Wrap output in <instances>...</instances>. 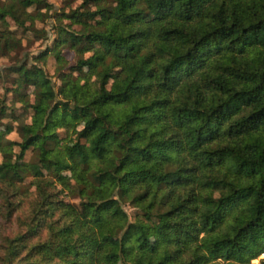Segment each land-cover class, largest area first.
Masks as SVG:
<instances>
[{
    "label": "trees",
    "instance_id": "1",
    "mask_svg": "<svg viewBox=\"0 0 264 264\" xmlns=\"http://www.w3.org/2000/svg\"><path fill=\"white\" fill-rule=\"evenodd\" d=\"M30 6L51 7L0 0V56L18 43L7 20L28 29ZM55 18L36 58L53 56L57 86L36 64L0 69L29 110L4 123L0 99V264H249L264 253V0H80ZM26 176L24 229L4 232Z\"/></svg>",
    "mask_w": 264,
    "mask_h": 264
},
{
    "label": "rangeland",
    "instance_id": "2",
    "mask_svg": "<svg viewBox=\"0 0 264 264\" xmlns=\"http://www.w3.org/2000/svg\"><path fill=\"white\" fill-rule=\"evenodd\" d=\"M51 5L48 10L38 9L35 10L33 6L27 7L26 10L35 14L36 17L32 23V26L26 30H22L21 27H17L10 20L8 21V28L13 31L14 37L17 39L18 43H15L14 46L8 51L7 55L0 56V69H5L14 64L20 62H26V64H36L44 70L46 75L50 78L54 85L59 84L57 78L58 70L57 65L54 61V58L51 54L48 53L45 59L40 60L36 57L45 50L50 48L53 43V39L56 37V29L58 27V22L56 21L55 16L61 11H67L69 7L73 8L80 3V0H47ZM60 24L65 26L68 24L66 19H61ZM71 28H76V26H71ZM65 59H70L72 53L69 51H63ZM5 71H2V75H5ZM9 82L6 77L0 79V99L3 100L4 108L6 112H10L12 117H6L2 119L4 123H10L12 126H15L17 121H29L28 109L23 108L20 103L13 102L11 93L9 92ZM29 103L32 102V95L29 91ZM28 110V111H27ZM3 131V127L0 128V133ZM7 139L19 141L17 133L12 130L9 133L3 134ZM67 145L68 141L65 142ZM14 153L18 156V159L22 158L24 161H35L32 152L26 151L24 154H20L17 147H14ZM43 172L44 169H42ZM32 180L31 176H26L23 180L24 190L27 193H23L13 199L15 202V211L11 217V220L8 223H5L7 227L4 232H19L24 229L22 221H24L34 203V186L29 185V182ZM59 196L62 197L65 201L76 204L78 202L75 196L67 195L65 192H60ZM1 203V199H0ZM123 215L122 219L130 221L135 213V209L129 204H123ZM0 222L1 219H0ZM2 225L0 224V233L2 232ZM263 258L260 255L249 261V264H258L259 259ZM117 264V260H116Z\"/></svg>",
    "mask_w": 264,
    "mask_h": 264
},
{
    "label": "built area",
    "instance_id": "3",
    "mask_svg": "<svg viewBox=\"0 0 264 264\" xmlns=\"http://www.w3.org/2000/svg\"><path fill=\"white\" fill-rule=\"evenodd\" d=\"M261 257H264V253L260 254Z\"/></svg>",
    "mask_w": 264,
    "mask_h": 264
}]
</instances>
